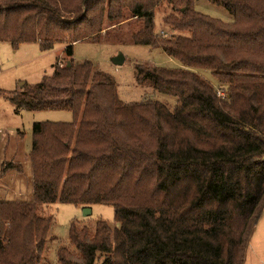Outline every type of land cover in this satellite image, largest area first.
Here are the masks:
<instances>
[{"label": "trees", "instance_id": "1", "mask_svg": "<svg viewBox=\"0 0 264 264\" xmlns=\"http://www.w3.org/2000/svg\"><path fill=\"white\" fill-rule=\"evenodd\" d=\"M209 1L234 20L198 11L196 0H0V42L67 44L51 75L7 96L15 110L73 113L33 124V196L0 201V264L41 263L53 221L45 207L58 201L111 205L118 222H72L59 264H246L264 213V0ZM164 2L171 34L155 30ZM131 18L136 43L184 65L135 69L174 108L125 102L111 75L73 57L106 21ZM196 68L212 71L223 96ZM9 167L20 169L1 172Z\"/></svg>", "mask_w": 264, "mask_h": 264}, {"label": "rangeland", "instance_id": "2", "mask_svg": "<svg viewBox=\"0 0 264 264\" xmlns=\"http://www.w3.org/2000/svg\"><path fill=\"white\" fill-rule=\"evenodd\" d=\"M198 11L224 22H232L233 15L222 5L209 0H196ZM172 11L164 2L155 14V30L157 33H174L163 23L164 17ZM136 19L124 20L109 26L96 37H89L74 43V59L90 61L96 70L111 75L118 88L119 96L125 102H137L154 99L174 108L176 99L160 93L149 85H139L135 77L136 65L143 63L159 67L176 68L184 65L175 57L167 54L163 48L136 43L132 34L138 29ZM67 44L57 42L50 50H44L37 42L20 43L14 47L12 43L0 42V201L30 200L33 196L34 182L30 151L32 148V127L35 122L73 120V113L68 110H38L17 112L8 99V95L25 84L39 83L44 76L51 75L56 64L65 62ZM122 53L125 61L117 64L114 57ZM208 80L223 96L222 84L205 68L194 69ZM10 163L19 164L20 169L9 167L4 173L2 168ZM87 207L71 203L55 202L45 207L53 217L48 234L46 248L40 264H59L57 247L70 244V225L77 222L94 229L99 219L117 226L114 207L107 204H93ZM87 212V214H86ZM54 237V238H53ZM253 244V243H252ZM249 251V249H248ZM246 264H264V249L260 243L253 245L246 259Z\"/></svg>", "mask_w": 264, "mask_h": 264}, {"label": "crops", "instance_id": "3", "mask_svg": "<svg viewBox=\"0 0 264 264\" xmlns=\"http://www.w3.org/2000/svg\"><path fill=\"white\" fill-rule=\"evenodd\" d=\"M258 243H260L264 249V213H263L260 221L258 222L257 226L255 227V230H254L252 237L250 239V242L248 245L249 251L253 248V245L255 246ZM249 251H247V255H248ZM246 259H247V257H246Z\"/></svg>", "mask_w": 264, "mask_h": 264}, {"label": "water", "instance_id": "4", "mask_svg": "<svg viewBox=\"0 0 264 264\" xmlns=\"http://www.w3.org/2000/svg\"><path fill=\"white\" fill-rule=\"evenodd\" d=\"M113 61L117 64H122L125 61V56L122 53H120L114 57ZM87 210L91 211L88 207H87ZM86 214H87V212H86Z\"/></svg>", "mask_w": 264, "mask_h": 264}, {"label": "built area", "instance_id": "5", "mask_svg": "<svg viewBox=\"0 0 264 264\" xmlns=\"http://www.w3.org/2000/svg\"><path fill=\"white\" fill-rule=\"evenodd\" d=\"M0 67H1V64H0Z\"/></svg>", "mask_w": 264, "mask_h": 264}]
</instances>
